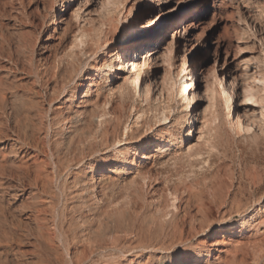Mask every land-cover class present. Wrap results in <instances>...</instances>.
I'll return each mask as SVG.
<instances>
[{
	"label": "bare ground",
	"instance_id": "obj_1",
	"mask_svg": "<svg viewBox=\"0 0 264 264\" xmlns=\"http://www.w3.org/2000/svg\"><path fill=\"white\" fill-rule=\"evenodd\" d=\"M241 1L247 7L253 0ZM117 2L120 0H62L57 10L63 36L57 43H62V49L54 53L55 63L43 67L41 73L33 65L30 70L34 82L47 77L43 91L49 102L60 94L63 101L55 109L49 103L45 112L35 102L25 104L11 126L0 120V141L12 157L0 162V186L9 189L6 180H16L18 186L13 185L12 197L19 204L28 200L20 207L36 226L34 264H57L66 259L72 262V257L63 260L57 251L59 247L68 253V242L83 246L77 264H85L93 254L103 252L105 241L117 239L124 213L121 201L112 193L116 187L128 185L141 194L155 180L145 168L147 164L164 168L192 156L199 161V168L208 163L202 143H208L219 118L213 108L215 91L206 88L201 93L205 74L193 55L194 51L204 53L210 46L193 33L204 15L200 0H147L142 17L119 23L107 12ZM96 13L103 14L97 22ZM174 53L180 55L178 62ZM72 59L77 65L62 79L63 67ZM223 65L218 68L220 76L214 75L212 80L222 95L229 129L236 135L250 136L255 132L254 117L264 113V76L260 77V72L257 75L256 67L245 69L246 81L260 83L262 90L260 95L250 88L245 93L242 86L246 81L233 80L231 84ZM158 68H163L161 76L155 73ZM53 78L63 80L59 89L47 86ZM75 79L84 89L74 103V91H68L65 83ZM243 94L245 99L239 101ZM142 105H154V111L147 113ZM3 107L0 96V112ZM174 107L179 115L172 119ZM239 107L243 112H238ZM206 112L208 121H204ZM47 115L50 122L44 119ZM151 120L153 125L147 133L139 134L141 122L145 125ZM57 135L61 136L59 141ZM73 170V178L68 181L66 176ZM95 172L100 174L95 177ZM261 179L262 173L253 166L244 181L221 180L224 191L211 200L227 216L218 225L209 221V207L202 199L195 204L194 213L185 212L168 228L162 225L160 231L165 232L168 245L191 242L202 235L193 251L186 258H178L176 264H264V215L259 213L260 208L254 209L250 203L247 207L253 212L248 216L245 208L233 210L238 195L246 187H257ZM175 201L168 208L172 215L179 209ZM115 214L121 219L111 225ZM236 214L240 220L231 221ZM11 233L10 238L5 236V243L13 240L19 244L22 240ZM164 245V241H157L133 247L126 255L136 249L135 259L128 258L126 264H165L155 254ZM144 251L149 256L141 261Z\"/></svg>",
	"mask_w": 264,
	"mask_h": 264
},
{
	"label": "rangeland",
	"instance_id": "obj_2",
	"mask_svg": "<svg viewBox=\"0 0 264 264\" xmlns=\"http://www.w3.org/2000/svg\"><path fill=\"white\" fill-rule=\"evenodd\" d=\"M61 2L62 0H0V96L3 98L5 106L2 113L0 112V120L8 126H11L10 122H13V118L15 119L20 113L21 106L25 104L35 102L38 104V108L45 112L49 103L55 109L64 99L60 94L49 102L43 91L45 90L44 79L47 77L44 76L41 81L34 82V75L30 70L33 65L36 71L41 73L43 67L55 63L53 55L62 49V43H57L58 40L63 41L61 25L58 23L59 12L57 11L61 8ZM146 2L147 0H120V2L111 5L107 12H110L116 23L126 18L137 19L143 16L142 11ZM244 4L241 0H200V10H204V15L198 20L193 33L195 38L204 39L210 46L207 50H203L204 53L194 51L193 55L198 67L205 74L201 93L203 94L206 88L215 91L213 108L219 118V124L209 136L208 143H202L203 157L208 159L207 165L199 168V161L193 156V158L179 160L175 165L164 168L147 164L145 168L150 169L155 180L144 187L141 194L136 193L132 187L122 186L119 183L118 185L121 186L116 187L112 193L113 198L121 201L124 212L121 214L124 218L122 216L121 219L120 214H115L112 219L111 225H117L118 219H121L120 231L116 232L117 239L114 241L106 239L103 252L93 254L89 262L85 264H126L128 258L135 259L137 252L136 249L131 250L132 254L126 255L129 249L157 241L165 243L162 249L155 251L156 256H161L160 261L165 264H176L178 258H186L193 251L196 242L202 238V235H198L191 242L168 245L165 232L160 231L162 225L168 228L172 222L180 220L185 212L194 213L195 204L201 199L209 207V221L218 225L227 216L222 214L221 209L211 203V200L217 197L222 190L224 191L221 180L231 179L235 183L240 180L244 181L246 172L253 166H256L262 173L261 182L255 188L246 187L234 202L233 210L236 207L240 210L245 208L244 214L248 216L253 212V208H260L259 213L264 215V113L262 116L260 115L261 118L260 116L254 117L255 121L252 123L255 124V132L250 136L244 137L232 133L225 117L222 95L212 80L214 75L220 76L218 68L223 64L224 74L227 75V80L231 81V84L233 80L237 83L248 80L244 73L245 69L250 67H256L257 75L259 76L260 72V77L264 76V0H253L247 7ZM100 17L102 19L103 14L96 13L94 21L100 20ZM114 39L117 41V37ZM174 57L178 62L180 55L174 53ZM75 65H77V61L72 59L71 63L63 67L62 79L67 78L71 67ZM165 67L167 68V65ZM155 73L157 76H161L163 68L155 69ZM62 79H49L47 86L59 89ZM245 83L249 86H246ZM245 83L242 86L245 93L250 88L255 95L261 94L260 83L255 81L249 83L246 81ZM65 84L68 91L73 89L72 99L74 103L77 102L84 86L79 85L77 79ZM244 99V94L238 98L239 101ZM262 100L264 101V98ZM204 106L202 105L201 109ZM142 108L147 113L154 111V105L149 107L142 105ZM237 110L243 112L242 107ZM178 111L179 109L174 107L172 119L179 115ZM127 113L128 108L126 107L125 116ZM44 119L46 122H50L49 115ZM208 120L209 112H206L204 121ZM152 125V120L145 125L141 122L137 128L138 133L142 134L143 131L147 133ZM186 128L185 126L184 130ZM203 129L205 130V128ZM60 137L57 135L56 141H59ZM185 142L186 138H184ZM4 144L0 141V162L3 158L12 159L9 155V148L4 149ZM75 171L67 174L68 181L73 178ZM99 174L100 172H95L94 176ZM86 175L89 177L90 172L86 171ZM6 181L9 189L0 186V235L4 234L0 237L3 239L0 240V264H34L36 257L32 252L35 249L33 245L38 242H36V226L31 217L25 218V210L22 211L23 208L20 207V205L27 204L28 200L26 202L23 199L22 201L25 202L21 201L19 204L20 201L12 197V193L15 192L13 185L18 186L15 184L18 182L12 179ZM53 185L51 191L55 192ZM110 193L109 187L107 194L110 196ZM175 198L177 200L175 204L179 209L175 215H172L170 214L172 210L168 211V208ZM66 203H69L68 199H66ZM250 203L253 208L247 207ZM19 209L21 210L19 211ZM230 220L239 221L240 215L236 214L230 217ZM50 222L48 221L47 224L49 228H51ZM10 232H12V236L15 234L13 238L18 236L22 243L17 244L18 242L13 240L5 243L4 238L5 236L9 237ZM31 241L32 244H30ZM68 244V253L70 254L59 247H57V251L62 255L63 260L72 257V260L70 259L72 262H68L66 259V261H60L57 264H77L76 260L82 254L83 246H72L69 242ZM86 251L88 255L89 251ZM51 252L53 253V251ZM215 254L216 252H212V255ZM148 256L149 252L144 251L139 259L145 261Z\"/></svg>",
	"mask_w": 264,
	"mask_h": 264
}]
</instances>
